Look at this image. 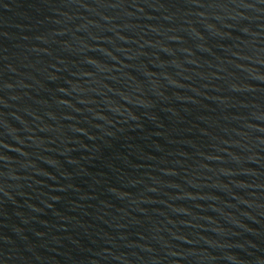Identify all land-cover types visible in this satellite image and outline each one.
<instances>
[{
    "label": "water",
    "instance_id": "1",
    "mask_svg": "<svg viewBox=\"0 0 264 264\" xmlns=\"http://www.w3.org/2000/svg\"><path fill=\"white\" fill-rule=\"evenodd\" d=\"M0 264H264V0H0Z\"/></svg>",
    "mask_w": 264,
    "mask_h": 264
}]
</instances>
